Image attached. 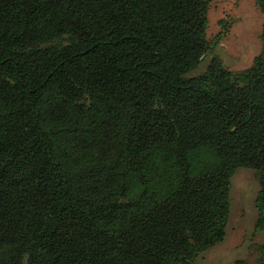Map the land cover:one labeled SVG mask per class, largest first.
Listing matches in <instances>:
<instances>
[{"label":"trees","instance_id":"1","mask_svg":"<svg viewBox=\"0 0 264 264\" xmlns=\"http://www.w3.org/2000/svg\"><path fill=\"white\" fill-rule=\"evenodd\" d=\"M210 1L0 0V264H190L237 167L264 225V23L187 77Z\"/></svg>","mask_w":264,"mask_h":264},{"label":"rangeland","instance_id":"2","mask_svg":"<svg viewBox=\"0 0 264 264\" xmlns=\"http://www.w3.org/2000/svg\"><path fill=\"white\" fill-rule=\"evenodd\" d=\"M206 18L207 48L187 77L202 73L212 58L233 74L249 68L262 49L264 14L256 0H211ZM260 180L259 170L234 169L224 236L198 253L190 264H264V225L258 223L257 209Z\"/></svg>","mask_w":264,"mask_h":264},{"label":"water","instance_id":"3","mask_svg":"<svg viewBox=\"0 0 264 264\" xmlns=\"http://www.w3.org/2000/svg\"><path fill=\"white\" fill-rule=\"evenodd\" d=\"M200 58H202V56Z\"/></svg>","mask_w":264,"mask_h":264}]
</instances>
